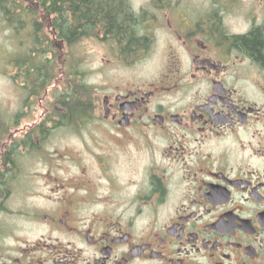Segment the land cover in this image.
<instances>
[{
	"label": "flooded vegetation",
	"instance_id": "1",
	"mask_svg": "<svg viewBox=\"0 0 264 264\" xmlns=\"http://www.w3.org/2000/svg\"><path fill=\"white\" fill-rule=\"evenodd\" d=\"M111 2L125 34L109 8L70 26L107 51L85 120L52 129L75 138L58 160L34 175L32 103L0 107V264H264V0ZM19 191L37 201L14 223Z\"/></svg>",
	"mask_w": 264,
	"mask_h": 264
},
{
	"label": "trees",
	"instance_id": "2",
	"mask_svg": "<svg viewBox=\"0 0 264 264\" xmlns=\"http://www.w3.org/2000/svg\"><path fill=\"white\" fill-rule=\"evenodd\" d=\"M42 6H35L31 13L26 11V2L23 0H0V11L8 25L13 27L12 38L21 42L17 53L9 55L7 64L15 62L17 76L23 77L25 99L23 106L32 103L33 99H40L42 114L39 115L38 125L33 128V140L44 139L49 129L81 122L87 116L91 106L92 97L90 87L80 77L84 75L82 65L74 58L79 57L73 48L78 33L71 32L70 26L76 21L75 14L89 15L92 20L106 19V9H112L111 17L107 20L122 26L125 34L130 26V21L125 20L121 9L112 4L111 0H33ZM113 5V6H112ZM71 13V19L66 24L65 30L58 29L60 15L64 14L62 7ZM45 10V11H44ZM62 12V13H61ZM32 15L33 27L28 25V17ZM47 19L49 30L46 32L41 21ZM240 44L254 55H258L262 48V40L257 32L239 38ZM53 86V89L52 86ZM53 92V98L46 101V89ZM4 121V119H2ZM49 124L45 129L41 126ZM40 125V126H39ZM39 145L34 143V149Z\"/></svg>",
	"mask_w": 264,
	"mask_h": 264
},
{
	"label": "rangeland",
	"instance_id": "3",
	"mask_svg": "<svg viewBox=\"0 0 264 264\" xmlns=\"http://www.w3.org/2000/svg\"><path fill=\"white\" fill-rule=\"evenodd\" d=\"M17 38L15 37L13 39L9 30L0 31V107L4 119L8 118L10 113L18 111L25 99V86H19L20 82H25V79H23V77L16 76V86L15 83L10 79V74L11 72L13 73L14 70L11 69L10 66H6L8 56L17 53V48L21 45V42H19ZM75 48V53L79 54V57H75L74 59L77 62L82 61L81 69L87 70L88 79L90 80V77H92L91 71H93V69H97V64H99V58L102 57L107 50L102 46L91 45L89 43L87 45L79 44L78 46H75ZM105 72L106 70L100 71L97 76L100 78V75H104ZM94 76H96V74ZM51 89H53V86ZM52 92L53 91L49 88L46 89L47 97L41 100L42 104L46 105L45 102L53 98ZM42 111L44 110L42 109L40 99H33L32 118L34 122L39 117V115L42 114ZM68 132L70 131H68L67 129H54L50 132L51 134L49 135L45 143L44 141L41 142L39 138L34 139V143H36L37 145H40L41 143L42 146V148L39 147L36 149L37 152L33 153L34 161L32 160L30 169L34 171V175L44 169L42 162L41 165L38 164V160L42 158V156L49 155L50 158L48 159L58 160V154L60 153L59 150L63 149L65 144L75 143L74 135ZM26 180L29 179L25 178V182ZM41 180V178L36 179V182H34L35 187L41 185ZM22 192L23 191H19V197L15 203L16 207H14L11 211L12 213H15L12 214V216L14 217V223H17L16 219L20 217L21 212L24 210V206L18 203L20 198H27L25 193L21 194ZM27 201L36 202V195L30 196L29 198H27ZM22 202L28 203L26 201Z\"/></svg>",
	"mask_w": 264,
	"mask_h": 264
}]
</instances>
